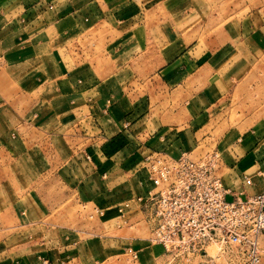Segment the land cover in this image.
<instances>
[{
  "label": "crops",
  "instance_id": "1",
  "mask_svg": "<svg viewBox=\"0 0 264 264\" xmlns=\"http://www.w3.org/2000/svg\"><path fill=\"white\" fill-rule=\"evenodd\" d=\"M263 51L264 0H0V264H103L115 242L164 256L62 205L113 220L153 187L145 155L194 152L227 100L260 115L216 142L229 198L261 192L264 80L246 77Z\"/></svg>",
  "mask_w": 264,
  "mask_h": 264
},
{
  "label": "built area",
  "instance_id": "2",
  "mask_svg": "<svg viewBox=\"0 0 264 264\" xmlns=\"http://www.w3.org/2000/svg\"><path fill=\"white\" fill-rule=\"evenodd\" d=\"M143 167L153 187L146 195L116 206L117 228L142 224L149 232L147 240L161 245L170 261L206 258L211 256L208 247L216 245L240 264L261 262L264 189L246 198L236 194L229 198L233 192L221 174L219 149L198 156L182 152L178 157L152 150L145 155ZM93 209L99 217L106 215L98 206ZM138 213L142 219L133 220ZM125 250L138 261L136 249Z\"/></svg>",
  "mask_w": 264,
  "mask_h": 264
},
{
  "label": "rangeland",
  "instance_id": "3",
  "mask_svg": "<svg viewBox=\"0 0 264 264\" xmlns=\"http://www.w3.org/2000/svg\"><path fill=\"white\" fill-rule=\"evenodd\" d=\"M257 60L258 65L256 64L251 68L248 67L249 72L247 73V79L250 77V71H253L254 74L258 73L259 79L262 78L264 80V51L261 54L257 55ZM250 101L251 100L247 98V100H243V102L240 104L238 100V105L236 106L235 102H237V100H227V104L223 105L224 107L219 108L215 112V114L207 116V123L205 122L203 124V128L199 133L201 143L198 148H196L195 151L192 152V154L194 156H198L208 150L217 148L216 142L224 139L225 136L230 137V134L239 135L240 133H246V131L243 130L236 132L235 128L239 126L242 128H247L260 118V115H250L249 113H246L249 112L251 108L256 107L257 101L255 99L252 103ZM253 109L256 110V108ZM240 110H242L241 113H239ZM238 135L232 136V138L237 139ZM68 200L66 205L62 206H66V208L69 209V212H67L69 213V218L72 219L74 217H79L83 220L84 224H87L89 226L92 225V227L89 228L91 230L87 232L88 235H95L97 233L103 234L106 233V230H109L110 228L111 230H113V234H129L132 237L131 240L134 241L149 236L148 230L142 224H137L133 227L117 228V217H114L113 220L110 219L108 223L104 222V224L102 225L101 219L103 221L104 219L103 217H99L96 211H94L93 204L89 206H83V204L74 202L71 197H69ZM56 214L58 215L59 212ZM106 226L108 228H106ZM261 244L262 259L259 264H264V234L261 237ZM115 246L117 250L115 256L109 258L107 261L103 262V264H240L236 259H231L230 256L228 257L226 254L220 253L216 245H211L208 247V251L211 256H208L206 258L196 257L193 258L190 262H186L183 260L170 261L165 256H162V254L160 256L156 254V259L153 260V258L148 257L143 263H139L137 262V260L133 259L132 255L127 253L126 250L122 248L125 247V245H122L121 247V245L119 246V242H115ZM151 249L160 252L161 246L155 244V246Z\"/></svg>",
  "mask_w": 264,
  "mask_h": 264
}]
</instances>
